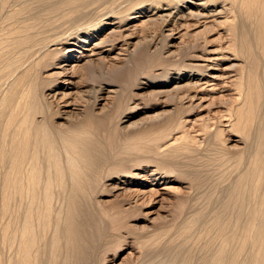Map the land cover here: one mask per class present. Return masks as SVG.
Returning a JSON list of instances; mask_svg holds the SVG:
<instances>
[{"label": "bare ground", "instance_id": "obj_1", "mask_svg": "<svg viewBox=\"0 0 264 264\" xmlns=\"http://www.w3.org/2000/svg\"><path fill=\"white\" fill-rule=\"evenodd\" d=\"M208 35L226 46L208 51L213 44ZM173 58L181 62H165ZM228 61L237 63L227 67ZM45 69H58L67 79H46ZM73 73L82 84L77 94H84L85 101L114 98L106 112L116 115L118 124L129 123L133 113L127 112L141 104L131 108L138 97L134 93L129 101L117 97L115 80L123 79L133 90L168 88L159 91L156 103L173 109L144 117L143 124L151 126L132 135L124 147L127 155L139 152L150 157V164H138L115 178L118 182L111 189L129 194L130 207L160 190L165 191L160 197L175 190L168 183L180 182L168 180L172 172H162L160 165L178 159L189 163L185 157L196 163L206 160L208 154L204 157L200 150L210 152L211 161L229 158L230 148L222 138L225 129L216 127L215 132L209 123L199 128L197 136L203 139L214 131L203 148L205 140L190 135L193 127L185 124L190 113L209 107L204 105L207 94L233 92L231 108L211 112L205 121L218 119L221 127L225 122L223 126L244 143L235 170L246 149L249 163L231 183L229 201L221 207L233 212L231 219L221 213L213 222L210 219V226L207 222L215 235H207L205 246L210 253V245L218 240L219 247L211 256L206 252L204 264H264V0H0V81L10 82L6 91H0V214L3 218L10 214L0 229L4 243L14 250L8 264H95L99 259L95 255L103 234L91 233L88 220L97 214L94 197L111 174L88 139L87 122L97 125L99 115L77 121L85 106L67 102L71 93L57 96L61 88L75 87ZM46 91L50 93L44 96ZM48 97L54 103L67 102L57 103V118L76 122L66 128L51 124L53 101ZM151 100L143 104L148 106ZM160 119L164 120L154 125ZM138 122L123 129H135ZM179 131L180 136L169 142ZM123 133L127 132L118 129L119 137ZM135 162H140L137 157ZM154 186L162 187L150 188ZM57 195L65 201L61 209L53 205ZM204 216L198 215L191 224ZM4 261L0 254V264Z\"/></svg>", "mask_w": 264, "mask_h": 264}, {"label": "rangeland", "instance_id": "obj_2", "mask_svg": "<svg viewBox=\"0 0 264 264\" xmlns=\"http://www.w3.org/2000/svg\"><path fill=\"white\" fill-rule=\"evenodd\" d=\"M208 41L213 42L212 47L208 48V51H213L220 46H224V47L226 46L225 42L221 41L219 38H217V36L208 35ZM90 48H92V46ZM206 53L207 52L204 53L193 52L192 55L204 56ZM161 59L163 60V57H161ZM165 62L172 63L173 65H177L181 62V60L177 58L176 59L173 58V59H167L165 60ZM147 63L149 64V62ZM234 63L237 62H229V61L226 62V64L228 65L227 67H231L232 64ZM150 64L152 63L150 62ZM60 65L69 66L68 64L62 62H60ZM129 66H133V65L130 64ZM43 72L45 76H47L46 79H52L55 77L56 79H60L61 77H63V75L60 74V70L58 69H52V70L45 69ZM50 74L53 75L49 76ZM71 76L75 77L72 78V81L76 83L75 87L71 86L70 89H66V90L64 88L63 89L61 88L59 91H57V93H59L57 96H59V98H62L63 97L62 94L71 93V95L67 99V102L71 103L76 101L75 104H80L82 106H85V112L79 117V120L77 121L85 120L87 116L92 113H96L99 115L97 125H95L93 122H87V127L91 129V132L88 134V139H90L93 142V144L98 147V151L96 154L98 155L99 159L103 162L102 167L103 169L106 170L107 174H111V176H109L108 181H106L105 183V186L107 185L108 188L105 186L103 187L101 185L102 188L100 189L99 193L94 197V199L98 202L97 214L95 215V217H92L88 220L91 233L97 234L101 232L103 234L102 236H100L102 238L101 246L99 248V251H97L96 253L97 255H95V257L99 258L100 261L99 259H97L96 261L95 258L96 263L99 264L98 262H100L102 264H199V263L204 264L206 258L208 259L209 257L208 254L206 253V252L209 253V246H207L208 250L207 247L205 246L206 244L207 245L209 244V242H207L208 241L207 239L210 240L209 234H211V237L213 234L215 235L214 230L209 228L210 224L213 222L212 220H214L213 217L222 213L224 214L223 216H226L229 219H231V217L233 216L232 214L233 212L226 211L225 209L222 210V208L225 207L224 204L227 203L226 201H229V199H227L226 197L230 198L229 193L233 187V184L231 186V183L234 182L236 178H238L237 175L239 171L242 172L243 170H245L249 163L250 154L248 155V152L250 150L246 149V151H244V154L246 156L243 157V162L241 164V167H239L240 169L236 168L235 170V166H236L235 159H237V157L239 156V152H240L239 148H243L244 143L242 141L238 142L239 139L237 137H234L236 136V134L234 132L228 131L229 128H225L223 126L225 122H223L224 124H222L221 127L220 126L221 124H219L218 119L216 120L214 119V121L211 120L213 124L216 123L214 125L212 124L211 121L210 122H208L207 120L205 121V119L209 117L211 112L212 114H214L215 112L217 113L219 110L225 111L224 107L227 108L229 106L228 108H231L233 104L231 100L232 98L231 95L233 92L224 93L223 95L226 96H223L220 93L207 94L208 95L207 100L209 101H206L204 105L205 106L208 105L209 107H207L205 110L202 111L200 109H197L192 113H190V115L186 117V120H188L189 122L185 124L187 128L193 127L191 129L195 133L190 129L191 130L190 135L191 134L194 136L196 135L198 140L199 139L205 140L201 142L203 148L206 147L208 143H210L208 140L211 141V137L213 138V134H214L213 132L215 131L214 129H216V127H218L219 129H225L223 130L224 136L222 138H225L224 140H227L226 145L228 148H230L229 149L230 153L228 152V156L230 159L228 158L227 160H225L227 163L224 160H221V162L223 161L225 165L224 163L222 164L220 160H217V162L215 160L211 161L212 158L211 153L209 152L210 153L209 154L205 150H200L206 154L205 155L203 153L204 157H206L208 154V157L210 156V160H207L208 157L206 158V160L203 157L204 160H199L200 162L198 161V163H196L197 161L194 160L195 162H193L191 158L184 156L191 163L188 160L187 161L189 163L187 162L185 163L184 162L185 159L184 161H182L183 159L182 160L178 159V160H174L169 164H164L162 166L160 165L161 169L165 168V170L163 169L162 172H170V171L172 172L168 180L170 179L172 181L177 180L180 183L177 182L168 183L167 185L168 187H172L173 189H175L171 191V193L162 195L160 197L159 194H161V192L162 193L165 192L160 190L159 194L152 196L151 198H147L148 197L147 196L145 199H142L139 205L135 207L134 206L130 207L126 205L128 203L129 194L123 193L122 191H115L112 190L111 188L114 187L116 182H118V180L115 179L119 177L118 174H125L129 172L132 168H135V166H137L138 164L144 166L150 164V157L147 154H139V152H134L133 154L127 155L124 152V147L127 140L133 137L132 135H135L151 126L150 124H143L142 119L144 117L154 116L157 113L164 112L165 110L168 111L173 109L172 106L161 107L156 103V97L160 96L158 94L160 93L159 91H165L168 88L159 86V87L133 90V87H129V88L127 87L123 79H117V80L114 79L116 81V82L114 81L116 86L117 85L118 86L116 87L113 85V89H117V91L120 92L118 93V95H116L117 97L129 101L133 99L130 97V95L134 93L137 94L138 97L132 100L133 102L131 104V108H134L135 105L141 104L139 105L140 106L139 108L129 109V111L127 112V113L129 112L133 113V116L130 117L131 119L129 123H123L124 120L122 121L120 120L118 124L117 121L114 122L116 115H114L113 117H109L111 116L109 115L110 112H106L108 111L107 108L111 106V103L115 102L114 98H109L108 102L97 101L96 103H94V98L85 101L87 97L84 94H77L78 89L80 88L81 90V86H82L80 79H78V76L74 73L71 74ZM61 79L62 80L60 81H63L64 79L67 78H61ZM110 80L112 79L110 78ZM60 81L58 82V84H60ZM3 82H1L2 87H0V91L2 89V91L4 92L7 90L10 82L8 84L7 82L6 84ZM3 85L5 90H3ZM151 90H156L158 92H151ZM49 93L50 92L46 91L44 93V96L48 95ZM45 99L48 102L53 101V98L49 99L48 97V99L47 98ZM149 99H152L151 102H149L148 106H145L143 104V101ZM63 101L56 100L55 103L53 101V103L51 104L52 105L51 112L49 113L50 123L59 128H66L67 126H71L76 122L74 120L67 122L66 120L57 118V114H56L57 111L56 107L58 106L57 103L61 104L60 106H66L65 104L67 102H63ZM221 105L223 107H218ZM64 109L65 108H62V110ZM211 117L213 118L214 116ZM163 120L164 119L158 120L156 123H154V125L161 123ZM137 121H139L138 122L139 125L137 128L130 130L123 129V127L128 126L132 122H137ZM203 121L206 122V124ZM207 123H209L208 124L209 126L212 125L213 127L212 129L214 131L212 132V135L209 134L210 135V136L208 135L209 137L206 136V139L205 138L203 139L200 136H197V134H198V130L200 131L202 127L204 128L207 125ZM60 125H65V127H62ZM118 129H121L123 132H127V133H123V135L125 136L119 137ZM180 134L181 131H179L177 134L174 133L169 139V142L172 143L177 137L180 136ZM135 143L141 144L143 142L136 141ZM200 154L199 157L202 156V154L201 155ZM136 157L137 159H139L140 162L137 163L135 162ZM146 160H149V162L144 163ZM229 163L230 165H228ZM220 164L224 166L222 165L220 166ZM156 166L159 167V165L157 164ZM166 169L169 171H166ZM161 187L162 186H156V187L154 186L150 188L161 189ZM58 196L59 195H57L56 198L54 199L53 205L54 207L58 205V209H61L63 207L61 205L63 202L65 203V201H63V199L59 200V197L60 198L62 197L61 196L58 197ZM1 200L2 199L0 195V213L2 211ZM59 201L61 202V204L59 203ZM64 203L63 205L65 206ZM14 205L13 206L11 205L12 207L11 210H13ZM220 210L222 211L219 212ZM204 212L205 214L207 213L205 216H204ZM197 214L202 215L206 218L202 217L201 220H199V222L196 221L197 223L195 222L194 224H191V222H193L194 219L198 217ZM9 215L6 216L7 218L6 217L3 218L2 214H0V224L9 221L10 219ZM210 219L212 222L210 221ZM207 222H210L208 223L209 226L207 225ZM203 223L206 224V226ZM190 224L191 226H189ZM203 225L204 227H201ZM207 227L209 229H207ZM206 230H212L213 232ZM183 232L186 234H184ZM1 234L2 232L0 229V248H1L0 254L3 261L5 260L4 262L8 264L7 262H9L11 255H13L14 253L12 254L13 249L11 250V248H9L10 245L4 243L2 239L3 235ZM200 236H203L204 238ZM197 237H200L198 238V241H197ZM184 240L185 241L188 240V241L185 242ZM154 242L156 245L154 244ZM215 244L219 245L218 240L217 242L215 241L214 244L212 243V245H210V251H211L209 253L210 256L214 254L213 249L216 248L215 246H217V248L219 247L218 245ZM148 246H150L149 249ZM187 255H189L190 257L189 256L187 257Z\"/></svg>", "mask_w": 264, "mask_h": 264}]
</instances>
